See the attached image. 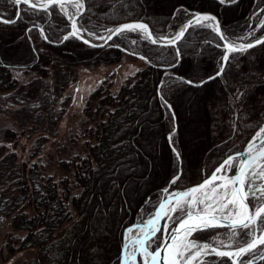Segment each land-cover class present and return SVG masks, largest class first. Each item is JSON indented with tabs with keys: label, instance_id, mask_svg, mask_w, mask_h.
I'll list each match as a JSON object with an SVG mask.
<instances>
[{
	"label": "trees",
	"instance_id": "obj_1",
	"mask_svg": "<svg viewBox=\"0 0 264 264\" xmlns=\"http://www.w3.org/2000/svg\"><path fill=\"white\" fill-rule=\"evenodd\" d=\"M85 2L81 19L94 30L143 20L155 34H170L175 30L176 17L201 10L217 14L223 27L238 35L248 29L264 31V0H237L227 6L218 0ZM11 6L13 17L17 6L12 0H0V9ZM39 25H43L48 40ZM68 30L69 18L58 5L47 10L22 5L15 23L0 22V89L15 84V78L10 77V68L14 67L43 70L53 63L74 66L80 62H112L123 54L138 58L113 45L93 46L75 36L52 42L61 40ZM111 42L140 52L151 62L138 58L142 66L118 90L101 88V92L93 93L98 97L94 106L99 115L83 111L92 121L85 129V135L94 138L87 144L88 151L58 160L59 168L68 170L59 182L53 174L43 182L34 164L31 193H27L25 170L19 173L14 164L9 168L15 182L23 181L24 187L20 186L22 195L11 190L6 207L0 203V214L10 217L11 230L4 239L7 242L15 235L19 249L35 248L28 264H119L125 227L135 222L142 209L155 206L153 198L158 190L178 173L181 179L171 187L185 188L200 182L226 156L240 150L264 121V44L231 53L221 76L203 86H191L177 77L198 81L221 65L223 47L218 45L222 41L212 29H189L178 41L182 60L173 68L176 74L163 75L165 68L160 66L177 59L174 45L146 40L135 44L127 31ZM161 81L165 83L158 87ZM161 95L171 109L162 106ZM193 101L200 108L195 119L198 139L194 142L185 131L191 125L190 118L195 117ZM24 207L33 213L25 212ZM24 230L21 237L19 233ZM213 231L207 229L193 237L204 239ZM203 261L229 264L230 259L208 257ZM253 264H264V259Z\"/></svg>",
	"mask_w": 264,
	"mask_h": 264
},
{
	"label": "rangeland",
	"instance_id": "obj_2",
	"mask_svg": "<svg viewBox=\"0 0 264 264\" xmlns=\"http://www.w3.org/2000/svg\"><path fill=\"white\" fill-rule=\"evenodd\" d=\"M64 8L67 16L76 10L73 3H66ZM0 12L11 17L14 8L12 6L1 8ZM187 17L188 15L181 14L179 18L176 17L173 34ZM77 27L93 38H98L96 31L99 29L100 34L107 33L103 28L94 30L93 26L82 21L81 17L77 19ZM40 30L45 36L44 28ZM248 30L255 35L256 29ZM227 33L231 36L235 35V38L239 37L231 29H227ZM138 34V32H129L131 40L136 43L140 39ZM170 35L171 33L159 36ZM141 66L140 59L130 58L123 54L120 60L112 62H80L74 66L53 63L43 70L26 66L10 68V77L15 78V84L9 88L0 89V174H4L0 181V203L6 207L8 202L6 198L12 196L11 190H15V194L22 195L20 188L24 187L23 181L15 182L14 174L9 171L13 164L19 173L25 170L28 176V184H25L27 193L32 192V184H34L32 183V176H35L34 164L38 166L37 174L43 178V182L50 180L47 177L49 174H53L51 176H54L55 182H59L61 176L68 173V170L60 169L57 164L58 160L60 158L71 159L76 155L84 154L89 149L87 148V144L90 145L89 141H94L93 137L89 138L85 135V129L92 124V121H88L83 112L89 110L92 116L93 114L99 115L94 106V103L98 102V97L93 93L96 90L101 92V88H108L111 91L118 90L121 83L128 76L138 72ZM110 71L113 73L110 74ZM196 104L197 101H193L195 117H191V125L185 127L187 135L193 142L198 139L195 119L200 108ZM174 189L177 188L170 185V190ZM163 193L162 189L159 190L153 198L154 201L158 202L163 195L167 194V192ZM153 208L142 209L138 214V219L146 220ZM23 209L27 213L29 211V214L33 213L31 208L24 207ZM9 222V216L0 214V264H28L35 255V248L19 249L17 247L19 241L15 235L9 236L5 242L4 237L11 230ZM256 228L261 230L259 222ZM137 229L139 230V227ZM25 232L26 230L19 235L22 237ZM230 235L231 230L229 229H215L205 239L215 245L223 241V246L230 244L234 246L235 243L228 239ZM191 239L201 244L203 242L193 236ZM9 246H13L14 249L11 251ZM130 246L132 249L137 247L133 242ZM259 248L263 251L264 245ZM138 257L140 262L141 255L139 254ZM255 258L252 254L242 257L245 260Z\"/></svg>",
	"mask_w": 264,
	"mask_h": 264
},
{
	"label": "snow or ice",
	"instance_id": "obj_3",
	"mask_svg": "<svg viewBox=\"0 0 264 264\" xmlns=\"http://www.w3.org/2000/svg\"><path fill=\"white\" fill-rule=\"evenodd\" d=\"M235 3V0H231ZM15 5L21 3L32 9L40 8L47 10L50 6L59 5L64 11L66 3H73L77 12L83 8L82 0H12ZM218 3L224 6L226 0H218ZM181 11V9H177ZM175 15V14H174ZM190 16L187 21L180 26L178 32L172 37L161 36L158 39L164 41L165 46L176 45L178 41H182L185 33L189 29L197 27L212 29L220 39L224 41V55L220 58L222 63L216 70L215 75H210L207 80L185 79L177 77L183 83L191 86H203L207 81L214 80L221 76L225 71L224 64L230 61L231 53H241L251 49L259 44H264V38H257L255 43L235 44L230 42V39L221 32L219 21L216 16L208 13H188ZM17 18H20V10H17ZM71 19V17H70ZM3 23H15V20H0ZM264 27V21L261 22ZM81 31L77 27L75 19L72 23V31L64 37L67 40L69 37L77 36ZM110 35L107 39L111 40L112 36L123 34L124 32H140L144 39H148L152 44H157V38H153V34L149 26L142 22H133L122 24L116 29H109ZM93 35L94 33H89ZM249 35H252L249 33ZM47 38V37H45ZM102 38V37H101ZM243 39V37L239 38ZM87 43V41H85ZM136 43V41H132ZM221 45H218L220 47ZM178 60H182L179 49H176ZM147 59L146 57H140ZM176 67V65H169ZM162 84L165 81H161ZM162 106L171 109L167 100L163 95L160 96ZM175 121V114H172ZM264 134V126L256 133V136L249 142L246 158L237 160L229 155L215 170L210 177H206L203 182L190 187L184 191L168 196L159 203L158 208L151 214L152 218L147 221H142L138 225L140 234L133 241L137 245L133 251L128 250V245L124 246L123 264H137L136 253L142 257V264H193L199 260V264H204L203 256L214 254L217 257H227L231 260V264H252L251 260L242 259V257L252 254L255 258L264 259V251H261L258 246L264 245V234L256 235L257 222L261 225V230L264 232V139H261L259 145L255 143L257 138ZM173 133L169 134V141L172 140ZM255 153V154H253ZM177 156L179 154L177 153ZM238 157H243L244 153H238ZM223 170L224 174L218 175ZM235 172V175L228 176V172ZM181 179V174L175 175L169 182L175 185ZM219 181V183H216ZM168 192V188L163 190ZM173 196L175 197L173 202ZM249 200L253 203L249 204ZM175 213V215H173ZM167 219L175 221V224L169 228L168 224L161 226L159 221ZM228 227L231 229V235L228 237L230 241L235 243V248L232 251L219 250L223 247V241L218 247H213L208 243H198L195 239H189L193 233H199L209 228ZM129 233L132 228L127 229ZM170 232V236L165 237L163 233ZM161 236H157V233ZM243 237V238H241ZM215 239V238H213ZM170 241V243L168 242ZM153 245H155L154 250ZM228 247H232L230 244ZM165 251V255L161 257V251Z\"/></svg>",
	"mask_w": 264,
	"mask_h": 264
},
{
	"label": "water",
	"instance_id": "obj_4",
	"mask_svg": "<svg viewBox=\"0 0 264 264\" xmlns=\"http://www.w3.org/2000/svg\"><path fill=\"white\" fill-rule=\"evenodd\" d=\"M235 1H236V0H235ZM33 2H35V0H33ZM82 3H83V8L79 11V13L77 12V9H76L75 12H73L72 14H69V15H68V17H69V30L66 31V32H64V34H63L61 40H59V41H57V40L52 41L53 43H58V42L64 40V37H65L66 35H68V33H69L70 31H72V23H73V19H75V22H76V24H77V19H79V18L81 17V15L83 14V12H84V10H85V0H82ZM229 3H231V0H226V4H229ZM22 5H24V4L21 3L20 5H17V8H18L20 11H21V6H22ZM26 6H27V5H26ZM38 8H39V7H38ZM18 9H17V10H18ZM48 9H49V8H48ZM194 12H199V13H202V14H203V13H208V14H211V15L216 16L217 20L219 21V25H220L221 32L224 33V34L230 39V42H233V43H235V44L255 43V40H256L257 38H264V31H263L262 33L258 34L257 36L253 37V38H249V37H246V38H243V39L235 38V37H233V36H231V35H229V34L227 33V30L223 27V25H222V23H221V20L219 19V17H218L217 14H215V13H213V12H210V11H200V10H195V11H193V13H194ZM70 17H71V19H70ZM16 18H17V12H16V14L14 15L13 18H9V17L3 15V14L0 12V20H15ZM189 18H190V16H188L185 20H183L182 23H181V25H183V24L187 21V19H189ZM133 22H142V23H145V24H147V25L149 26V24H148L147 22L143 21V20H130V21H125V22H120V23L112 24V25L106 27V28H105V31H106L107 33H106V34H98V35H97L98 38H93V37L89 36L88 34L84 33L83 30H81V31L78 33V35L75 36V37H77L78 39H80V40L83 41V42L87 41V44H90V45H93V46H103V45H106V44L110 43V44H112L113 46H115V47H119V48L122 49L123 51L128 52V53H131V54H133V55H135V56H137V57H139V58H140V57H145L142 53L135 52V51H131V50H129L127 47L123 46L122 44H119V43H111V40H112L113 37L116 36V35L112 36V39H111V40L107 39V37L110 35V32L108 31L109 29H113V30H114V29H116L117 27H119V26L122 25V24H128V23H133ZM181 25H180V26H181ZM180 26H179V28L175 31V33L179 31ZM39 28H40V29H43V25H39ZM149 29L151 30V32H152V34H153V38H157V44L165 45L164 41H161V40L158 39V38L161 37V36L155 34V33L152 31V29H151L150 26H149ZM175 33H174L173 35H171V36H167V37H172V36L175 35ZM218 36H219V35H218ZM44 37H46V36H44ZM101 37H102V38H101ZM139 38L142 39V40H146V41L151 42V41L148 40V39H144V38H143V34L140 33V32H139ZM45 39L47 40L48 38H45ZM221 41H222V40H221ZM85 43H86V42H85ZM223 44H224V41H222V44H221L222 47H223ZM174 46H175V50H176L177 48L179 49L178 42H177L176 45H174ZM179 52H180V49H179ZM224 53H225V48L223 47V55H224ZM180 55H181V53H180ZM144 60H145V59H144ZM146 61L151 62L149 59H146ZM178 62H179V60L176 59L173 63H171V64H169V65H177ZM221 63H222V62H221ZM225 64H226V63H225ZM225 64H224V66H225ZM169 65H160V66H162V67L165 68V70L163 71V75H164L165 73H167V72H171V73L176 74V73L173 71V67H169ZM215 72H216V71H215ZM215 72L212 73V74H210V75H215ZM210 75H208V76H210ZM208 76L202 78L201 80H207V77H208ZM182 77H184L185 79H188V78H186L185 76H182ZM190 80H191V79H190ZM199 81H200V80H199ZM199 81H196V82H199ZM160 83H161V82H159L158 87H160ZM158 93H160V92H158ZM262 126H264V122L260 125V127L258 128V130L253 134V136H252L250 139H248V141L245 143V145H244L240 150H238V151H236V152H233V153H231V154H229V155L235 157L237 160H239V159H243V158H246V157L248 156V154H249V153L247 152L249 142L252 140V138H253L254 136H256V133L260 130V128H261ZM261 139H264V134H262L261 137L257 138V140L255 141V143H256L257 145H259ZM174 149L177 151L176 148H174ZM238 153H244V156H243V157H238V156H237ZM253 154H255V153H253ZM229 155H228V156H229ZM228 156H226V157H225V158H224V159H223V160H222V161H221L216 167H218V166H219V165H220V164H221V163H222V162H223ZM216 167H215V168H216ZM215 168L212 170V172L215 170ZM212 172H211L208 176H206V177H210L211 174H212ZM222 174H224L223 170H222L221 173H218V175H222ZM227 175H228V176L235 175V172L227 173ZM206 177H205V178H206ZM205 178H203L200 182H197V183H195V184L189 185V186H187V187H185V188L177 189V190H175L174 193H177V192H180V191H184V190H186V189H188V188H190V187H193V186H195V185H197V184L203 182V180H204ZM216 183H219V181H217ZM169 187H170V183H169L166 187H164L163 190H164L165 188H169ZM174 193H173V194H174ZM171 195H172V194H167L166 196L161 197V199L159 200V202L157 203V205L154 207L153 213H154V211L157 210L159 203L162 202V200L166 199L168 196H171ZM174 199H175V197L173 196V201H174ZM249 204H250V206H251L250 201H249ZM162 220H163V219H161V220L159 221V224H160V225H162ZM140 224H141V222H134V223L130 224L129 226H127V227L124 229V231H123V245H122V250H121V255H120V261H119V264H123L124 246H125L126 244L128 245L130 242H133V241L136 239V237H137V236H134V237H132V238H128V239H127V235L129 234V232L127 231V229H129V228H132V229H133V228H135V227H138V225H140ZM174 224H175V222L171 225V227H172ZM257 225H258V222H257ZM257 225H256L255 227H257ZM171 227H170V228H171ZM220 228H228V227H215V228H209V229H220ZM229 229H230V228H229ZM170 234H171V233L167 231V232L164 234V236H165V237H168V236H170ZM193 234H194V233H193ZM261 234H264V232H262V230H260V232L256 233V235H261ZM189 239H191V237H189ZM203 241H204V242H207L206 239H204ZM168 242L170 243V241H168ZM211 245H212L213 247H218V246H216V245H214V244H211ZM234 248H235V246H233V247H231V248L219 247V250L232 251V250H234ZM153 250H154V249H153ZM138 255H139V253H136V259L138 258ZM164 255H165V251L162 250V251H161V257H163ZM211 255L215 256L214 254H211ZM199 259H202V258H199ZM259 259H260V258H259ZM237 261H238V260H237ZM251 261H252V264H253V262H254L255 260H251ZM194 262H195V261H194ZM194 262H193V263H194ZM129 264H130V263H129ZM161 264H163V260H161ZM229 264H231V260H230V263H229Z\"/></svg>",
	"mask_w": 264,
	"mask_h": 264
},
{
	"label": "bare ground",
	"instance_id": "obj_5",
	"mask_svg": "<svg viewBox=\"0 0 264 264\" xmlns=\"http://www.w3.org/2000/svg\"><path fill=\"white\" fill-rule=\"evenodd\" d=\"M173 192H174L173 190H170V191L167 192V194H173ZM203 243H205V242H203Z\"/></svg>",
	"mask_w": 264,
	"mask_h": 264
}]
</instances>
